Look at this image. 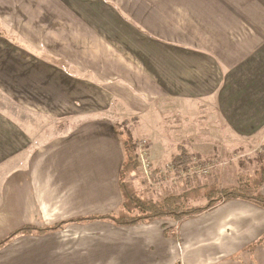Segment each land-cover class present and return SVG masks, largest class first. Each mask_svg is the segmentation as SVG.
Returning a JSON list of instances; mask_svg holds the SVG:
<instances>
[{"label":"crops","instance_id":"crops-1","mask_svg":"<svg viewBox=\"0 0 264 264\" xmlns=\"http://www.w3.org/2000/svg\"><path fill=\"white\" fill-rule=\"evenodd\" d=\"M128 121L158 165L186 138L262 149L264 0H0V242L65 222L16 236L0 264H264V209L246 200L79 221L122 207Z\"/></svg>","mask_w":264,"mask_h":264},{"label":"trees","instance_id":"trees-1","mask_svg":"<svg viewBox=\"0 0 264 264\" xmlns=\"http://www.w3.org/2000/svg\"><path fill=\"white\" fill-rule=\"evenodd\" d=\"M118 129L123 137L125 150V162L120 175V189L123 195L122 207L116 213L107 216L83 218L79 221L108 220L119 226H132L167 218L182 222L235 199L252 202L264 209V195L261 193L264 183V146L255 158L261 162V168L251 174L240 173L236 184L220 189V174L214 172L210 179H203V182H201V177L185 179L184 184L178 183L176 187L164 190L161 197L154 199L152 196L146 197L140 194L138 188L131 182L132 174L138 172L141 166L138 140L133 138L128 122H123L118 126ZM172 159L177 170L193 163V156L185 144L178 146V152ZM243 164L245 165L241 162L242 166ZM182 185H186V188L183 189ZM64 225L65 222L50 228H21L1 241L0 249L20 234L31 232L44 234L63 228Z\"/></svg>","mask_w":264,"mask_h":264},{"label":"rangeland","instance_id":"rangeland-1","mask_svg":"<svg viewBox=\"0 0 264 264\" xmlns=\"http://www.w3.org/2000/svg\"><path fill=\"white\" fill-rule=\"evenodd\" d=\"M119 114L123 115L124 111L119 112ZM121 117L123 119L125 116H121ZM122 119H120L118 123L122 121ZM52 123L54 124L51 126V131H52L51 135L54 137L55 135L59 134L62 123H58V124H56L55 122H52ZM129 123L131 124V121H128V124ZM47 127H48V124H47ZM180 139L182 140L183 138H180ZM201 139H204V138H201ZM141 141H146L147 143L146 144L147 158L152 164V167L149 173H146L142 168H140L138 172H134L135 173V176L133 177L134 181L132 179L131 181H133L134 183L133 185L138 188V190L140 191V194H143L146 197L152 196L154 199H157L163 195L164 190L176 187V184L178 185V183L184 184L185 179L191 178L188 175L181 176L180 173L182 172L183 169H178L175 171H172L171 169H169L168 165L172 163L173 159L169 161H165L161 165H158L157 163H155L151 158L149 142L145 139ZM188 142L189 140L186 138L183 141H181V144L187 145V148H188L189 146ZM169 148H170L169 150H172V148L174 150V145L173 147L170 146ZM241 148L245 149L244 147H241ZM254 149L255 148L250 149L248 150V152L244 153V152H239L240 149L235 150L233 146H230L229 149H225L226 150L225 152L212 154L211 156H207L208 152L205 150L198 149L197 152H191L190 150L189 151L193 156V162L210 163L214 167L210 175H205L200 178L201 182H203L206 179H210L211 175L214 172L215 173L218 172L221 177V185H220V189H221L223 188V186L225 187V186L236 184L237 177L240 173L246 172V174L247 173L251 174L253 171L256 170V168L258 169L261 168V162L255 160V158H257L258 153L261 152V149L258 148L255 151ZM139 153L140 151H138V154ZM167 155H170V153ZM241 162L245 163V165L243 164L242 166ZM190 165L192 164L187 165L186 168H188ZM227 179H229L230 182L227 181ZM182 187L183 189H185L186 185H182Z\"/></svg>","mask_w":264,"mask_h":264},{"label":"built area","instance_id":"built-area-1","mask_svg":"<svg viewBox=\"0 0 264 264\" xmlns=\"http://www.w3.org/2000/svg\"><path fill=\"white\" fill-rule=\"evenodd\" d=\"M146 141H139L138 142V151H140L139 155V161H140V168H142L146 173H149L151 171L152 164L147 158V147H146ZM146 147V148H145ZM146 150V152H145ZM188 168H182V172L180 173L181 176H190L193 177H202L205 175H210L213 166L210 163H199V162H193L191 163ZM169 169L172 171L177 170L176 164L172 161L171 164L168 165Z\"/></svg>","mask_w":264,"mask_h":264}]
</instances>
